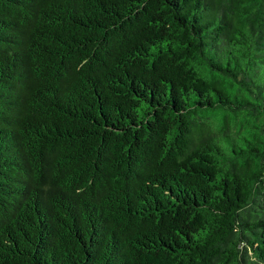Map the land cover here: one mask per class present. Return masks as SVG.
<instances>
[{
    "label": "trees",
    "instance_id": "1",
    "mask_svg": "<svg viewBox=\"0 0 264 264\" xmlns=\"http://www.w3.org/2000/svg\"><path fill=\"white\" fill-rule=\"evenodd\" d=\"M0 264H264V0H0Z\"/></svg>",
    "mask_w": 264,
    "mask_h": 264
}]
</instances>
